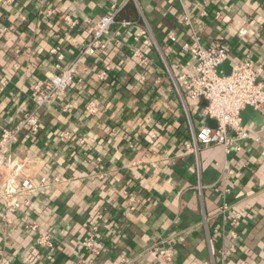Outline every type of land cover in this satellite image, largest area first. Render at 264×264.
Masks as SVG:
<instances>
[{
  "label": "crops",
  "instance_id": "1",
  "mask_svg": "<svg viewBox=\"0 0 264 264\" xmlns=\"http://www.w3.org/2000/svg\"><path fill=\"white\" fill-rule=\"evenodd\" d=\"M130 1L137 22L111 29L106 50L40 110V132L25 130L12 149L0 197L25 178L36 188L19 211L8 212L0 198V264H264V108L260 123L244 126L258 141L247 139L230 154L199 144L196 155L186 147L191 124L198 131L217 122L205 115L204 102L184 104L168 73L193 71L194 60L180 50L191 30L179 20L190 14L203 46L224 45L232 67L250 59L264 84V0H2L0 132L32 110L34 85L58 72L52 51L63 64L72 61L111 6ZM142 26L154 39L141 47L145 66L134 55L140 45L133 35ZM104 68L109 73L100 80ZM91 102L93 113L86 110ZM46 232L53 248L37 243ZM92 233L99 254L77 253ZM159 242L172 251L171 262L157 257Z\"/></svg>",
  "mask_w": 264,
  "mask_h": 264
},
{
  "label": "built area",
  "instance_id": "2",
  "mask_svg": "<svg viewBox=\"0 0 264 264\" xmlns=\"http://www.w3.org/2000/svg\"><path fill=\"white\" fill-rule=\"evenodd\" d=\"M120 9L121 6L115 4L111 6L110 12L102 16L95 25L90 41L72 61L63 64L64 56L57 50L52 51L58 55V72L47 80L39 81L34 85L31 95L32 110L23 116L17 126L5 128L0 132V175L5 172H11V167L14 163L12 149L19 141L21 134L25 130L32 134L40 132V110L46 105L52 104L72 86L82 64L89 61L97 52L106 50V39L110 36L111 29L115 25L126 28L135 23L125 20L118 21L116 15ZM179 24L191 30L189 40L181 44L180 50L192 57L194 66L192 73H183L178 76H174L168 70L172 87L184 104L186 100L204 102L205 115L217 122V127L214 129L205 127L198 131L194 130L190 122L191 140L186 144V147L196 155L199 151V144L222 146L227 154L240 152L241 142L251 138L259 140L258 133L250 132L243 126L242 112L247 107H253L257 110L264 108V84L259 79L262 68L255 66L250 59H245L241 65L234 66L232 72L225 76L218 69L228 59V49L224 45L209 48L203 46L201 29L196 26L198 24L197 20L190 14H185L179 20ZM169 39L172 42L177 41V37L174 34H170ZM133 40L135 44L140 45L135 49L134 55L139 58L141 66L148 65L149 59L143 54L141 47L150 46L154 43L150 28L142 26L133 35ZM108 73L109 68L100 69L97 71V76L100 80H104ZM3 90L4 85L2 84L0 85V94ZM86 110L89 113L95 112V104L93 102L89 103ZM45 184L46 179L41 178L39 187ZM35 188L36 185L33 181L25 178L21 180L17 190L13 192L18 196H14L10 192L0 198L8 212L19 211L23 206L29 205V196ZM137 203L136 196L129 192V208L135 210ZM243 213V209L238 211L235 214L233 223L240 220ZM31 228L34 229L36 226L32 225ZM37 243L41 247L53 248L55 239L52 234L46 232L38 236ZM154 247L157 257L164 262L172 261V251L166 249L162 242H159ZM76 251L77 253L99 254L95 234L92 233L79 242L76 246ZM79 264L86 263L81 260ZM240 264L246 263L242 261Z\"/></svg>",
  "mask_w": 264,
  "mask_h": 264
},
{
  "label": "water",
  "instance_id": "3",
  "mask_svg": "<svg viewBox=\"0 0 264 264\" xmlns=\"http://www.w3.org/2000/svg\"><path fill=\"white\" fill-rule=\"evenodd\" d=\"M231 60L228 58L220 67L219 71H222L223 74L229 75L232 72ZM205 104V103H204ZM243 126H246L249 121L253 120L254 122L260 123L262 121L261 112L253 107H247L242 112Z\"/></svg>",
  "mask_w": 264,
  "mask_h": 264
},
{
  "label": "trees",
  "instance_id": "4",
  "mask_svg": "<svg viewBox=\"0 0 264 264\" xmlns=\"http://www.w3.org/2000/svg\"><path fill=\"white\" fill-rule=\"evenodd\" d=\"M127 11H131L133 12V18H130L126 15ZM116 19L118 21H130V22H137L138 19V15H137V11L135 8V5L132 1H130L126 7H123L120 9V11L118 12V14L116 15Z\"/></svg>",
  "mask_w": 264,
  "mask_h": 264
}]
</instances>
